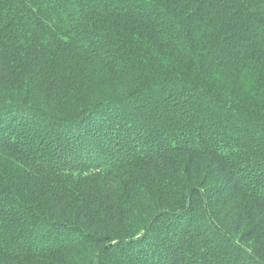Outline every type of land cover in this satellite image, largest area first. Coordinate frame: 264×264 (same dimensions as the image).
<instances>
[{"label": "trees", "instance_id": "obj_1", "mask_svg": "<svg viewBox=\"0 0 264 264\" xmlns=\"http://www.w3.org/2000/svg\"><path fill=\"white\" fill-rule=\"evenodd\" d=\"M0 113V264H264V0H0Z\"/></svg>", "mask_w": 264, "mask_h": 264}, {"label": "snow or ice", "instance_id": "obj_2", "mask_svg": "<svg viewBox=\"0 0 264 264\" xmlns=\"http://www.w3.org/2000/svg\"><path fill=\"white\" fill-rule=\"evenodd\" d=\"M5 120H6V117L2 113H0V124L5 123ZM249 251L251 250L249 249Z\"/></svg>", "mask_w": 264, "mask_h": 264}, {"label": "rangeland", "instance_id": "obj_3", "mask_svg": "<svg viewBox=\"0 0 264 264\" xmlns=\"http://www.w3.org/2000/svg\"><path fill=\"white\" fill-rule=\"evenodd\" d=\"M232 226V225H231ZM233 226H235V225H233Z\"/></svg>", "mask_w": 264, "mask_h": 264}]
</instances>
